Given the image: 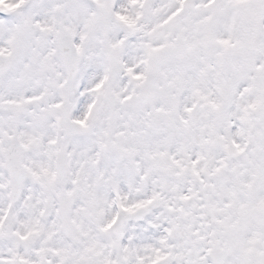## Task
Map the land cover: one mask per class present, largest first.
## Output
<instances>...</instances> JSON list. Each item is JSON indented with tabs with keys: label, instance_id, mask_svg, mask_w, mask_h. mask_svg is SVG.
<instances>
[{
	"label": "snow or ice",
	"instance_id": "1",
	"mask_svg": "<svg viewBox=\"0 0 264 264\" xmlns=\"http://www.w3.org/2000/svg\"><path fill=\"white\" fill-rule=\"evenodd\" d=\"M0 264H264V0H0Z\"/></svg>",
	"mask_w": 264,
	"mask_h": 264
}]
</instances>
